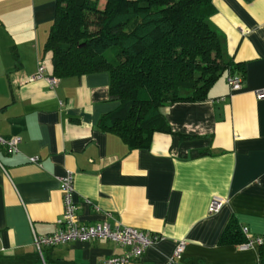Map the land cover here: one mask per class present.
<instances>
[{"label":"crops","instance_id":"1","mask_svg":"<svg viewBox=\"0 0 264 264\" xmlns=\"http://www.w3.org/2000/svg\"><path fill=\"white\" fill-rule=\"evenodd\" d=\"M211 3L210 22L224 56L238 65L232 72L242 77L241 88L231 91V71H223L204 100L163 107L172 133L157 131L148 148L130 149L99 126L118 105L109 98L108 72L59 78L53 88L29 79L39 62L52 75L45 44L56 1L0 0V135L20 139L17 152L0 146V257L34 253V235L59 228V177L72 172L81 222L110 212L111 226L163 236L126 264H166L180 240L182 264L258 262L259 244L241 247L221 237L231 221L243 236L246 227L250 239L264 237V98L255 93L264 90V0ZM214 198L223 206L209 213ZM124 251L96 238L42 254L49 264H100Z\"/></svg>","mask_w":264,"mask_h":264},{"label":"trees","instance_id":"2","mask_svg":"<svg viewBox=\"0 0 264 264\" xmlns=\"http://www.w3.org/2000/svg\"><path fill=\"white\" fill-rule=\"evenodd\" d=\"M55 1L45 44L52 76L108 72L109 98L118 105L99 126L130 149L148 148L157 131L172 133L165 105L204 100L223 71L238 67L224 56L221 36L210 22L211 0ZM191 137L179 133L180 139ZM261 238L255 264H264ZM246 241L235 221L221 237L223 243ZM0 264L49 263L36 251L0 257ZM54 264L70 263L57 258Z\"/></svg>","mask_w":264,"mask_h":264},{"label":"built area","instance_id":"3","mask_svg":"<svg viewBox=\"0 0 264 264\" xmlns=\"http://www.w3.org/2000/svg\"><path fill=\"white\" fill-rule=\"evenodd\" d=\"M29 79H44L51 88L59 81L58 77L45 74L44 65L41 62H39L36 72ZM227 83L231 91L238 90L241 88L242 77L230 72L227 76ZM255 93L258 99L264 98V90H257ZM19 141L18 137L5 138L0 135V146L4 147L9 153L18 151ZM29 160L36 162L38 158L33 156ZM59 182L63 201L59 228L50 234L34 235L33 244L39 254L42 255L45 247H52L70 241H90L96 238H106L125 247V251L122 254L103 260L100 264H126L140 258L149 246L163 239L161 234L139 230L132 226H123L119 223L111 226L108 221L112 217L110 212H104V218L100 221L94 223L81 222L77 215L78 205L73 198L75 191L73 173L68 172L64 176L59 177ZM85 201L90 203L89 200ZM222 206L223 200L214 198L210 202L208 211L209 213L218 212ZM94 207L96 211H99L97 206ZM242 231L247 236V241L245 244H241V247L253 246L262 242L261 237L250 239L246 227H243ZM184 248L185 242L183 240L178 241L166 264H182L178 262L177 258L184 251ZM2 251H4L3 248H0V253Z\"/></svg>","mask_w":264,"mask_h":264}]
</instances>
